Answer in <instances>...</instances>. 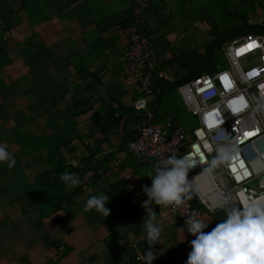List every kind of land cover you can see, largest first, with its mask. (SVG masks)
Instances as JSON below:
<instances>
[{
  "label": "crops",
  "instance_id": "obj_1",
  "mask_svg": "<svg viewBox=\"0 0 264 264\" xmlns=\"http://www.w3.org/2000/svg\"><path fill=\"white\" fill-rule=\"evenodd\" d=\"M134 2L0 0V144L16 159L11 169L0 163V264H144L142 186L151 184L146 175L157 162L143 163L127 149L139 117L124 61ZM177 4L194 12L185 8L190 0H151L144 12L159 63L178 57L172 49L181 34L179 26L159 34L157 49L154 23H179ZM247 13L246 22H264ZM169 89H157L149 106L161 121L181 125L161 108ZM64 172L78 174L81 184L66 188ZM100 193L110 197L109 215L83 212L86 199ZM150 206L163 227L152 264H184L181 221L168 207ZM224 218L205 215L208 231Z\"/></svg>",
  "mask_w": 264,
  "mask_h": 264
},
{
  "label": "built area",
  "instance_id": "obj_2",
  "mask_svg": "<svg viewBox=\"0 0 264 264\" xmlns=\"http://www.w3.org/2000/svg\"><path fill=\"white\" fill-rule=\"evenodd\" d=\"M150 3L151 0H135L130 44L124 53L127 75L135 83L133 109L139 116L136 135L127 143L128 151L143 163H158L173 152L178 156L190 153L207 161L215 154L213 140H221L219 129H225L239 141L238 158L227 168L218 170L214 183L198 175L202 171L201 165L189 172L188 178L195 177L199 193L176 206L175 210L168 207L184 227L189 215L195 214L204 220L205 215L223 212L208 211L218 190L231 192L238 204L248 197L264 194V186H261L264 179V120L252 114L254 103L264 96V34L249 33L233 39L224 48L228 62L226 69L203 73L176 87L177 96L195 119L194 129L186 130L170 117L157 123L159 116L150 108L149 101L155 94L156 82L167 79L169 72L160 66L154 55L153 39L143 30L144 12ZM240 97L248 107L233 112V101L238 104ZM185 233V249L190 252V241L195 237L188 234L186 228Z\"/></svg>",
  "mask_w": 264,
  "mask_h": 264
},
{
  "label": "clouds",
  "instance_id": "obj_3",
  "mask_svg": "<svg viewBox=\"0 0 264 264\" xmlns=\"http://www.w3.org/2000/svg\"><path fill=\"white\" fill-rule=\"evenodd\" d=\"M245 107H248L246 103ZM252 114L264 120V96L254 103ZM218 135L221 140H213L215 154L211 159L205 161L190 153L178 156L173 152L159 161L153 172L146 175L151 184L142 186L147 199L141 204L146 219L141 225L145 235L140 241H145L149 246L143 254L144 264H152L158 257V252L154 254L152 246L160 243L163 232V227L155 222L157 214L150 205L154 203L160 208L165 206L175 210L176 206L186 203L200 191L199 185L194 183L195 177L191 180L188 178L192 169L201 165L202 171L198 175H203L214 183L218 170L227 168L238 158L240 148L237 138L223 128L219 129ZM5 162L11 169L15 166L16 159L5 145L0 144V163ZM60 180L68 189L81 184L79 175L73 172L62 173ZM261 186H264V179L261 180ZM109 200V195L105 193L92 195L84 202L82 211L95 210L107 217L110 210L105 205ZM216 210H222L225 218L208 232L204 229L209 227V223L195 214L187 216L181 229L185 231L186 228L188 234L195 239L190 241L191 251L184 264H264V194L248 197L238 204L231 192L218 190L208 211Z\"/></svg>",
  "mask_w": 264,
  "mask_h": 264
},
{
  "label": "rangeland",
  "instance_id": "obj_4",
  "mask_svg": "<svg viewBox=\"0 0 264 264\" xmlns=\"http://www.w3.org/2000/svg\"><path fill=\"white\" fill-rule=\"evenodd\" d=\"M152 1L155 3L158 0ZM190 1L194 4L185 8L194 10V12L184 13V6L180 4L174 6L173 16L179 19V23L167 22L166 20L155 21L154 25L159 26V29L158 31L153 29L152 34L156 38L157 49L163 44V39L159 37V34L164 37L178 26L181 37L175 44H178L179 47L172 49L173 55L178 56V58H192L193 55L189 52L190 49L195 48L197 52L202 53L208 44L212 42L221 43L223 37L230 35L229 39L224 40L222 45L214 47L213 50L214 71L226 69L228 62L224 48L233 39L238 38V36L234 37L235 27L244 25V18L247 12L248 17L251 19L254 17L264 19V0H207L209 1L208 3H205L204 0ZM167 19L171 20L172 16ZM258 24L263 25L264 22ZM174 67L175 69L177 67L181 68V65L175 62ZM179 71L184 72L185 70L181 69ZM167 91L169 92L164 95V102L161 107L163 112L166 109L168 112L173 113L186 130L194 129L196 127L195 119L187 112L175 91L172 89ZM159 122L161 120L157 119V123Z\"/></svg>",
  "mask_w": 264,
  "mask_h": 264
},
{
  "label": "trees",
  "instance_id": "obj_5",
  "mask_svg": "<svg viewBox=\"0 0 264 264\" xmlns=\"http://www.w3.org/2000/svg\"><path fill=\"white\" fill-rule=\"evenodd\" d=\"M245 21V20H244ZM249 33H256V34H264V24L263 25H252L245 21L244 25H237L235 27V36H243ZM231 36L228 35L223 37V41L229 39ZM221 43H210L206 47V49L200 52H193V57H174L170 61H161L160 66L164 68L168 72H175L178 73L177 79L173 82H169L166 79L160 80L156 82V89L164 90L165 88H173L174 90L179 85L189 81L190 79L199 76L203 73H211L214 71V62H213V50L214 47L218 45H222L224 42ZM157 57V56H156ZM175 62H178L181 65L175 69ZM178 65V64H177ZM185 70V73L180 72L179 70Z\"/></svg>",
  "mask_w": 264,
  "mask_h": 264
},
{
  "label": "snow or ice",
  "instance_id": "obj_6",
  "mask_svg": "<svg viewBox=\"0 0 264 264\" xmlns=\"http://www.w3.org/2000/svg\"><path fill=\"white\" fill-rule=\"evenodd\" d=\"M249 47H251V46H249ZM249 76H251V73H249ZM225 79H227L226 77H225ZM233 104L235 105L234 107H233V111H235V112H238V111H240L243 107H245V103H244V100H243V97H240V99H239V103L237 104V102L236 101H233ZM246 135H252V133H246Z\"/></svg>",
  "mask_w": 264,
  "mask_h": 264
}]
</instances>
